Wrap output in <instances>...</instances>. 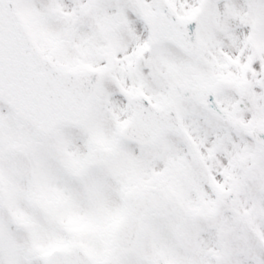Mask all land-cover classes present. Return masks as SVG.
Masks as SVG:
<instances>
[{
  "label": "snow or ice",
  "instance_id": "1",
  "mask_svg": "<svg viewBox=\"0 0 264 264\" xmlns=\"http://www.w3.org/2000/svg\"><path fill=\"white\" fill-rule=\"evenodd\" d=\"M0 264H264V0H0Z\"/></svg>",
  "mask_w": 264,
  "mask_h": 264
}]
</instances>
